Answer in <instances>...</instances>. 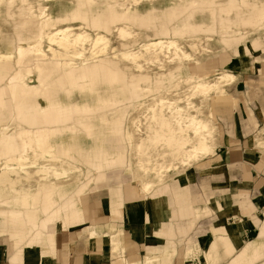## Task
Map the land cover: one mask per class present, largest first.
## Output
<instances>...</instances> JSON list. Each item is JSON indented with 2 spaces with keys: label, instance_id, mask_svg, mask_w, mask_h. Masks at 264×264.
Returning <instances> with one entry per match:
<instances>
[{
  "label": "bare ground",
  "instance_id": "bare-ground-1",
  "mask_svg": "<svg viewBox=\"0 0 264 264\" xmlns=\"http://www.w3.org/2000/svg\"><path fill=\"white\" fill-rule=\"evenodd\" d=\"M4 18L15 21L16 33L14 42L0 45V237L13 251L8 264L54 260L60 230L117 168L131 174L136 164L142 172L134 173L136 194L148 197L166 174L181 173L179 164L213 156L212 98L235 103L228 69L264 39V0H0ZM5 35L0 28V41ZM187 47L200 57L191 61ZM219 52L232 55L227 69L189 71V65L200 72L217 58L230 60ZM161 91L167 93L151 102L147 94ZM128 105L149 115L134 122L146 132L134 144L135 161L122 139L127 135L131 144ZM75 172L81 183L69 179ZM110 194L111 210L120 216L121 190ZM229 205L227 198L211 200L205 216ZM240 229L216 225L199 251L207 253L219 239L230 264L262 260L258 242L235 253ZM116 234L119 240L110 239L116 264H133L121 252L123 233ZM159 258L148 255L143 264H162Z\"/></svg>",
  "mask_w": 264,
  "mask_h": 264
},
{
  "label": "crops",
  "instance_id": "crops-1",
  "mask_svg": "<svg viewBox=\"0 0 264 264\" xmlns=\"http://www.w3.org/2000/svg\"><path fill=\"white\" fill-rule=\"evenodd\" d=\"M240 108L238 105L227 110L225 117L220 116L219 121L225 124L227 134L230 136L236 133L242 137L254 135L256 125L260 124L257 108H255L257 113H253L251 120L247 117L245 121L238 120L236 126L229 124V116ZM226 137L223 147L226 158L223 166L238 167L235 168L238 170L234 177L231 172L228 174L230 184L231 180H234L232 178H237L235 182L239 190L249 194L262 190L255 198V202L264 203L263 158H252L243 146L244 138L233 140L232 137ZM174 173L177 175V172ZM109 175L112 176L110 180L94 186L89 194L82 198L80 209L72 216L71 224L58 233L55 258L49 259L47 264H116L119 258L113 253L110 245L113 233H121V235L123 233L121 252L124 251L122 254L129 263L143 264L148 255L161 256V258L171 255L172 261L169 264H195L196 260L197 263L201 261V264H206L203 258L200 260L204 255L197 250L200 243H204L207 247L212 238V229L216 225L224 224L222 219L225 215L229 216L231 211L236 212L237 208L245 215L250 216L252 213L253 216L255 215L256 206L248 199L249 194H228L224 199L227 198L230 205L224 209L226 212L223 211L219 219L212 223L208 217L219 213L205 216L208 211L206 208L210 210L209 202L213 197L209 195L205 200L199 190V180L195 181L198 185L197 189L193 188V184L186 177L181 180L185 179L188 182L184 180L181 183L180 180V185L177 181L164 182L165 184L161 183L159 187L157 186L148 197H143L136 194L133 175L128 174L125 169H118ZM183 183L187 184L183 185ZM118 188L123 198L121 217L113 213L110 205V192ZM103 190L107 191L106 194L98 193ZM196 212L202 217L198 218ZM230 219V217L226 218L227 221ZM235 222L233 226L236 225ZM91 232L95 235L92 236ZM241 241L240 238L234 242L237 250L249 240L242 245ZM2 242L7 243L0 237V264H8L13 251L8 246L10 243L4 248ZM258 244L264 250V242L259 240ZM44 251L51 252L50 249ZM194 252L197 254L195 255ZM229 260L230 256L224 253V247L219 246L217 264H227ZM25 264L41 263L34 261Z\"/></svg>",
  "mask_w": 264,
  "mask_h": 264
},
{
  "label": "rangeland",
  "instance_id": "rangeland-1",
  "mask_svg": "<svg viewBox=\"0 0 264 264\" xmlns=\"http://www.w3.org/2000/svg\"><path fill=\"white\" fill-rule=\"evenodd\" d=\"M14 20H8V19H0V28L2 29V31H4L5 38L6 40H2L0 41V45H4L5 42H14V38L16 37V33L14 31ZM2 23V24H1ZM261 47L256 49V52H245L243 56V59L238 58L237 61V66L236 68H229L228 72L231 73L232 75H234V79L231 83H229L231 87L230 89V95L233 97V99H235V103L232 104V101L230 98H228V101L222 102L220 104H218L219 100H215L212 98L211 101V106L213 109V112L215 114V118H211L213 119L212 121L208 122L209 123V127H211L212 129V141L214 140L215 143V154L213 156L210 157H206L204 159H201L200 161L194 162V163H190L188 165H182L179 164V170L181 173L174 175V171L168 173L169 177L164 179V182H172V181H177V183L180 185V180L184 177H186V179H188V181L190 183L193 184V188L197 189L198 185L195 182L196 180H199V190L201 191V193L204 195L205 200L206 198H208L209 195H212V199L216 200V199H224V197H226L228 194H249L246 191L243 190H239L237 183L235 182V179L237 178H232L234 180H231V184L229 182L228 179V174L229 172H231L232 177H234V175L236 174V169L235 167H230L229 166H223L224 164V160H225V154H224V143H225V137H229V138H233V140L239 139L241 140L242 138H244V148H246L249 152V154L252 155V158H263V162H264V147L263 146H259L258 143L264 141V39H261ZM263 48V50H262ZM2 49H4V47L2 46ZM186 52L188 54L194 55L191 59V61H194L196 57H200L199 55L195 54V52L190 48L187 47ZM225 54L227 55L230 60L226 61L224 60L223 57L221 58H217L214 62L205 65L203 67V70L200 72H197L194 66L189 65V71L192 74H200V75H212V71L214 69H227L229 65H231L233 63V59L232 55H229L227 52H219L218 54ZM169 56V54L167 55ZM214 57H219V56H214ZM208 58V57H206ZM166 60V59H165ZM167 63V62H166ZM204 64H207L206 61H204ZM215 65V66H214ZM210 66V67H209ZM219 66V68H218ZM247 83V85H246ZM187 90V88H186ZM246 90H247V95H246ZM167 92L161 91L157 94H150L148 93V98L152 101H155V99L159 98V97H163L164 94H166ZM166 96V95H165ZM172 97V96H169ZM252 102H251V100ZM194 104L199 105V99L198 97H195L193 99ZM228 102V103H227ZM182 105H185V102L182 103ZM231 105V106H230ZM238 105H240V110L236 111L235 113H233L232 115L229 116L228 118V122L229 124L236 126L238 120H243L245 118H249L250 120L252 119L253 113L255 114V112L257 113L256 109H259L258 115H259V121L260 124L256 125V132L254 135L248 136V137H242L240 134L236 133V135H228L225 124L222 123L221 121H219L221 118L220 116L223 115V117H225V115L227 114V110H231L235 107H237ZM225 110V112H224ZM208 109L206 108L205 113H207ZM231 114V113H229ZM125 118H126V122L128 123V128L131 131L130 133H132V138L129 137V140L131 139V144H128V138L127 135L123 136V142L126 143L127 145V150H128V157H133V161L134 160V144L136 142H138L140 139H143L142 136H145L146 132L143 133H139L137 131L136 125L134 124V122L137 121V123L139 121L144 122L145 120L149 119V115L146 113L144 108H136L132 105H128L127 106V112L125 113ZM203 119H206L208 117V115L203 114L200 116ZM210 119V117L208 118ZM140 123V122H139ZM144 128H146V125L143 126ZM129 136V135H128ZM226 137V138H227ZM259 141V142H258ZM213 143V142H212ZM220 143V145H219ZM257 143V145H256ZM254 147L255 149H251L252 147ZM156 156V158L158 160H161L160 158L157 157L156 153L154 154ZM155 158V157H154ZM256 159V160H257ZM153 160V157H152ZM62 161V160H61ZM64 162V161H63ZM61 165L66 166V169H70V165L69 161H67L66 163H63ZM165 164H168L167 161H162ZM150 166L156 164L155 162L153 163H149ZM85 167L84 164H81ZM80 166V165H79ZM121 168H125V166L119 167L117 169H121ZM139 167L136 164H132V172L131 175H133V178L135 179V172H139L142 174L141 171H139L138 169ZM238 168V167H237ZM231 169V170H230ZM85 170V168L83 169ZM115 170V169H114ZM136 170V171H135ZM83 172V171H82ZM131 172V171H130ZM238 172V171H237ZM84 173V172H83ZM82 173V174H83ZM183 173V174H182ZM81 174V175H82ZM168 174H166V176H168ZM77 179L80 180V183L83 181L82 177H78V173H73L69 179L75 181ZM185 180V179H184ZM181 180V183L182 181ZM63 180H59V181H54L52 184H56V183H62ZM185 180V182H188ZM138 183V182H136ZM136 183H133L135 185H137ZM164 183V184H165ZM138 186V185H137ZM106 190H103L101 192L98 193H104L106 194ZM262 192V190L260 191H255L253 193L249 194L248 199H250V201L252 203H254V205L256 206L255 208V215L248 216L243 214L242 212H239L238 208L236 209V212H232L229 216L224 217V219H222L223 221H225L226 223L228 222V225H232L233 226V222H235L236 225L233 226V228H235L236 226H238V224H240L241 229L240 231L237 232V239L239 240L240 238L242 239V241L240 242V244L242 245L244 242H246L244 245H248V244H257V242L259 240H261V242H264V234H260L261 232V226L262 224H264V203L263 202H255V198ZM204 200V201H205ZM237 207V206H236ZM226 212V211H224ZM219 212V214L214 215L213 213H215V211H212L210 214H213L211 217H208L209 220L213 222H215L217 219H219V216H221L223 213ZM230 217V220H226V218ZM219 221V220H218ZM257 222V223H256ZM219 224V223H218ZM260 228V229H259ZM236 233V232H235ZM240 234V235H239ZM119 237V234L113 233V236L111 238L114 239H118L117 237ZM116 237V238H115ZM119 240V239H118ZM225 242H223L222 240H215L213 242V246L212 248H210L208 250L207 253H204V257H201L200 260H202V258L205 260L206 264H217L219 262V246H223L224 247V253L225 252ZM2 247L6 248L7 247V243L2 242ZM243 245V246H244ZM201 255L202 252L199 251V249L197 250ZM239 252L236 251L235 253ZM195 253V252H194ZM234 253V254H235ZM196 255V253H195ZM156 257V256H154ZM233 257V256H232ZM5 258V257H4ZM172 256L171 255H165V257H163L161 259L163 261L162 264H169L172 261ZM196 258V257H195ZM231 263V257L230 260L227 264ZM260 263H264V258L260 261H258L255 264H260ZM156 264H159V262H157ZM195 264H201L198 262L197 260L195 262Z\"/></svg>",
  "mask_w": 264,
  "mask_h": 264
}]
</instances>
